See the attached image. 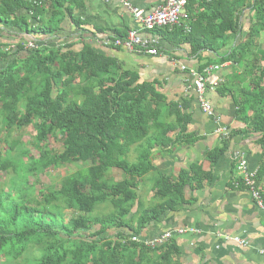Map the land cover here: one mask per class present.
I'll list each match as a JSON object with an SVG mask.
<instances>
[{"label":"trees","instance_id":"16d2710c","mask_svg":"<svg viewBox=\"0 0 264 264\" xmlns=\"http://www.w3.org/2000/svg\"><path fill=\"white\" fill-rule=\"evenodd\" d=\"M74 1L0 0V27L8 33L52 37L61 30L67 14L81 27L70 7ZM247 8L256 12L251 36L223 59L240 63L250 54L251 38L264 31V0H189L191 32H186L185 24L173 31H159L173 45L189 44L195 55L217 52L239 35V11ZM71 47L62 51L41 43L38 49L26 50L28 56L23 57L21 42L14 50L0 42L2 143L18 129H34L36 144L45 148H40L38 158L21 156L29 163L22 166L28 181L33 177L40 182V175L50 168L78 166V171L59 184L44 185L40 198L32 193L35 185L28 195L17 193L11 208L1 212L0 264H174L172 240L152 248L132 238L142 237L151 224L178 212L181 202L186 203L188 188L201 187L212 179L203 164H195L177 178L160 175L151 206H145L138 193L141 179L154 170L153 149L173 148L180 142L182 135L174 142L169 137L177 128L185 136L191 122L185 112L188 101L169 103L154 85L140 83L139 75L123 71L115 59L91 45L81 52ZM210 65H201L199 72ZM259 91L241 104L239 117L247 112L246 104L254 109L264 104V89ZM166 115H175V124L164 122ZM251 122L264 148V109ZM234 134L230 132V138L222 139L207 154L212 166L229 152ZM60 135L64 151L47 149V140ZM20 143H6L8 152L17 150ZM134 150L138 156L132 162L129 155ZM18 163L0 159V170L13 169L17 174ZM119 171L123 172L121 179ZM259 182L257 177L258 186ZM237 184L244 186L243 180ZM14 191L21 192V187ZM62 209L72 212L67 222Z\"/></svg>","mask_w":264,"mask_h":264},{"label":"crops","instance_id":"0c3cea01","mask_svg":"<svg viewBox=\"0 0 264 264\" xmlns=\"http://www.w3.org/2000/svg\"><path fill=\"white\" fill-rule=\"evenodd\" d=\"M128 1L146 12H152L166 0ZM70 7L74 17L80 20L81 27H77L69 14L61 30L52 37L8 33L1 26L0 42L8 44L11 49L16 48L19 42L37 40L40 45L43 43L47 48L62 51L72 46L70 50L74 52H81L86 45H91L101 55L115 59L123 71L139 75L140 83L154 85L169 103L188 101L185 112L191 116V122L185 136L177 128L169 137L174 142L182 135L180 142L177 141L173 148L156 146L152 151L154 170L141 179L138 189L145 205L155 203L153 188L160 175L177 178L183 169L195 164H203L204 171L212 174V179L204 181L201 187L188 188L186 203L181 202L178 212H171L162 221L151 224L142 238H155L169 230L195 229L196 232L175 233L171 251L174 264H264V210L257 206L247 188L241 184L237 186L243 174L238 171L235 159L237 155L244 158L249 170L257 173L264 196V173L261 175L264 170V148L259 144L261 135L253 131L251 122L257 112L264 109V104L257 105L255 109L246 104L247 112L242 118L239 117L241 104L259 95L260 88L264 89V31L251 38L253 45L246 60L240 63L223 62L234 48L249 40L256 20L253 8L239 11V35L231 37L217 52L205 51L195 55L189 44L176 46L168 42L161 32L168 29L143 31L141 35L145 40L160 43L161 54L151 56L100 44L101 40L118 34L124 37L131 29L139 28L120 1L76 0ZM26 52L24 47L21 56L27 57ZM174 60L179 65L174 64ZM207 63L215 67L208 76L207 100L221 116L222 123L230 132H235L230 139L229 152L213 166L206 156L222 144V138L216 134L217 124L213 118L202 111L190 76L192 70L199 71L200 66ZM182 66L187 70L183 71ZM191 100L192 103L189 102ZM244 117L250 122L246 123L248 120L245 122ZM175 120V115L163 118L171 125L175 124ZM137 156L134 150L129 159L134 162Z\"/></svg>","mask_w":264,"mask_h":264},{"label":"built area","instance_id":"2783aa9c","mask_svg":"<svg viewBox=\"0 0 264 264\" xmlns=\"http://www.w3.org/2000/svg\"><path fill=\"white\" fill-rule=\"evenodd\" d=\"M107 2L116 1V0H105ZM122 3V5L132 14L134 19L139 25L138 29H131L128 32V35L125 38H119L116 36H111L105 40H101L100 44L107 47H115L126 49L129 52H138L142 54H147L151 56H157L161 54L160 43L154 42L150 43L145 40L141 32L143 31H158L162 29H168L170 31L175 30L176 27H181L185 24V29L187 33H190L192 27L189 23H191L190 18L187 13V6L189 0H166L163 4L155 8L152 12H146L133 4H131L128 0H118ZM190 21V22H189ZM25 50L29 49H38L40 44L37 40H30L26 43H23ZM16 47V46H15ZM17 48V47H16ZM11 48V49H16ZM10 49V47H9ZM174 64L179 63L174 60ZM181 69L183 71L187 70L185 66H182ZM215 67L210 66L207 67L203 72H199L198 70H192L190 72V76L193 78V86L194 90L198 94V102L202 111L207 114L209 117L213 118L215 123L217 124L216 134L221 136L222 139L230 138V130L222 123V118L219 116L210 101L207 100V91L209 90V82L208 76L214 71ZM237 160V169L240 173L243 174V184L244 187L248 189L251 197L256 202L257 206L264 210V196L257 184V173L252 172L248 168V164L244 158H240L238 155L235 158ZM239 186V184H237ZM178 232L180 234H185L187 232H196L195 229H181L176 231L169 230L166 233L161 234L152 240H143L138 236H134L132 240L134 242L145 244L148 247L155 248L159 245H164L172 240L175 233ZM242 245L245 242H241L237 240Z\"/></svg>","mask_w":264,"mask_h":264},{"label":"rangeland","instance_id":"374dc122","mask_svg":"<svg viewBox=\"0 0 264 264\" xmlns=\"http://www.w3.org/2000/svg\"><path fill=\"white\" fill-rule=\"evenodd\" d=\"M1 135H5L2 128H0V159L8 161L17 160L19 163L17 167V174L13 169H11L10 171L0 170V215L2 211H6L9 207L11 208L13 204L12 202L16 201L17 199V193H19L20 195H28V192H31L30 190L32 189V186L35 185L36 189H32V193L33 195H35V197L40 198L39 190L43 188L44 185H57L64 177L78 171V166L68 164L65 167L50 168L48 171L40 175V182L36 181L33 177L29 178L28 181V175H26V173L23 171L22 166H26L25 164L29 163H26V158H22V160L21 156L26 154L28 157L38 158L40 156V151L45 148L43 147L44 145L36 144L34 129L32 127L24 130H16L11 135V137H9V141L7 140V138H4L5 143H2V139L4 136ZM18 140H20L21 142L19 148H17V150L10 154L8 152V144L6 143H12L13 141ZM46 144L47 149L51 148L60 152L64 151V145L61 141V135L58 136V138H49ZM118 173L119 175L117 177L121 179V175L123 174V172L119 171ZM19 187H21V192H15L14 190H18ZM146 205L148 206V204ZM60 213L64 218V222H67L72 214V212H69L65 209L60 210ZM33 254H36V252H34Z\"/></svg>","mask_w":264,"mask_h":264},{"label":"clouds","instance_id":"9594fccd","mask_svg":"<svg viewBox=\"0 0 264 264\" xmlns=\"http://www.w3.org/2000/svg\"><path fill=\"white\" fill-rule=\"evenodd\" d=\"M166 232H168V231H166ZM166 232H163V233H166ZM163 233H161V234H163ZM134 236H138V235H133V237ZM138 237H140L141 239H143L141 236H138ZM144 240V239H143ZM169 243V242H168ZM140 244V243H139Z\"/></svg>","mask_w":264,"mask_h":264}]
</instances>
